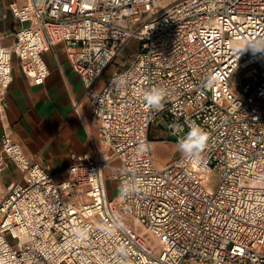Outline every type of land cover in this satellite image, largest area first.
Instances as JSON below:
<instances>
[{
    "label": "built area",
    "instance_id": "1",
    "mask_svg": "<svg viewBox=\"0 0 264 264\" xmlns=\"http://www.w3.org/2000/svg\"><path fill=\"white\" fill-rule=\"evenodd\" d=\"M156 3L8 5L21 26L0 44V120L12 56L39 86L49 74L43 53L62 44L106 151L73 157L55 175L0 136V174L5 159L20 172L0 186V264H264V51L249 45L264 41V0ZM132 40L137 51L97 87ZM155 89L164 90L160 110L143 98ZM193 125L207 133L198 157L157 167L150 129L178 148ZM125 182L135 185L127 195Z\"/></svg>",
    "mask_w": 264,
    "mask_h": 264
},
{
    "label": "crops",
    "instance_id": "2",
    "mask_svg": "<svg viewBox=\"0 0 264 264\" xmlns=\"http://www.w3.org/2000/svg\"><path fill=\"white\" fill-rule=\"evenodd\" d=\"M25 1L0 0V44L4 47L10 46L13 33L21 26L14 20L8 5L14 2L20 6ZM42 57L49 74L43 84L33 86L21 73L17 58L12 56V80L5 95L0 136L8 134L28 160L57 175L72 163L73 157L92 158L106 149L92 124L82 82L71 69L63 45H55ZM150 134H154L156 140L166 137L163 130L154 127ZM4 162L3 172L16 169L9 160ZM3 172L1 187L5 186ZM15 180L11 179L8 184ZM105 184L107 187L108 181Z\"/></svg>",
    "mask_w": 264,
    "mask_h": 264
},
{
    "label": "rangeland",
    "instance_id": "3",
    "mask_svg": "<svg viewBox=\"0 0 264 264\" xmlns=\"http://www.w3.org/2000/svg\"><path fill=\"white\" fill-rule=\"evenodd\" d=\"M156 1H157L156 10L157 9L159 10L165 5H167L168 3H171L172 1H175V0H156ZM137 47H138L137 41L132 40L128 42L124 46L122 51L117 55V57L115 58L111 66H109L107 70L101 75L98 84L102 85L106 81L111 71L115 70V68L117 67V64L123 62L124 60H130L131 57L134 55V53L137 51ZM250 69H254L256 70V72H259V69L257 66H251L250 68H248V70ZM237 80H238V83H240V76L237 78ZM246 82L250 83L251 79H247ZM237 89H240V85L237 87ZM149 137L150 139H152L150 142L151 157H152L154 164L157 167L159 168L163 167L169 162H171L175 156L181 155V152L175 146H172L169 142H163L160 140H156V136H154V134H150ZM115 165L119 166V162L115 163ZM108 173H109L108 171L105 172L106 177ZM2 176L4 179L3 182L5 184V186L3 187L4 189L6 186H8V183L11 179L14 180L20 177V172L17 169L9 168V170H6L5 172L2 173ZM209 180H210L209 182L210 185H208L207 188L213 189L215 178L211 176ZM107 187H108L107 194L109 197L114 198L118 195V188L115 182L108 181Z\"/></svg>",
    "mask_w": 264,
    "mask_h": 264
},
{
    "label": "clouds",
    "instance_id": "4",
    "mask_svg": "<svg viewBox=\"0 0 264 264\" xmlns=\"http://www.w3.org/2000/svg\"><path fill=\"white\" fill-rule=\"evenodd\" d=\"M249 45H251L254 51H264V41L249 42ZM163 96V89L147 90L143 93L145 103L154 110L162 109ZM206 140L207 133L199 126L193 125L189 133L177 142L178 150L185 158L196 159ZM134 189V184L125 182L121 187V192L127 195L130 191H134Z\"/></svg>",
    "mask_w": 264,
    "mask_h": 264
},
{
    "label": "water",
    "instance_id": "5",
    "mask_svg": "<svg viewBox=\"0 0 264 264\" xmlns=\"http://www.w3.org/2000/svg\"><path fill=\"white\" fill-rule=\"evenodd\" d=\"M241 85H243V82H241Z\"/></svg>",
    "mask_w": 264,
    "mask_h": 264
}]
</instances>
